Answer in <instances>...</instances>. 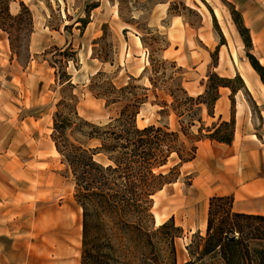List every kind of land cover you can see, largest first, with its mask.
<instances>
[{"label": "rangeland", "instance_id": "rangeland-1", "mask_svg": "<svg viewBox=\"0 0 264 264\" xmlns=\"http://www.w3.org/2000/svg\"><path fill=\"white\" fill-rule=\"evenodd\" d=\"M24 8L31 15V26L23 21L10 36L0 30V140H9L15 131L25 132L23 127L32 130L31 138L23 137L18 144L19 160L30 171L26 177L32 191L43 190L38 198H60L62 206L60 222L41 219L33 241L46 246L61 243V259L72 260L69 264L81 260L82 209L74 198L70 172L51 149L57 104L63 103L59 110L74 123L77 116L105 127L119 118L123 104L138 98L137 128L153 125L183 131L186 137L180 134L179 144L188 151L201 141L217 142L215 137L231 144L234 121L220 122L214 115L222 97L229 100L231 115L235 103L245 107L238 132L242 128L245 135L264 134V106L255 105L239 75L251 66L247 55L253 56L252 45H244L233 21L232 13L238 12L227 0H10L8 4L12 16ZM150 59L166 63L153 72ZM214 74L228 80L227 87L216 88ZM69 78V84L62 85ZM24 119L28 122L22 125ZM70 139L89 149L99 147L97 141L77 135ZM95 160L107 163L102 154ZM175 165L169 160L162 168L170 184L150 198H137L150 215L140 220L137 212V231H154L172 220L179 229L171 231L175 263H196L190 252L198 237L205 236L209 199L219 195L199 180L195 164ZM151 245L137 244V255L132 252L128 264L171 263L166 242L153 240ZM201 263L221 264L209 256L196 264Z\"/></svg>", "mask_w": 264, "mask_h": 264}, {"label": "trees", "instance_id": "trees-1", "mask_svg": "<svg viewBox=\"0 0 264 264\" xmlns=\"http://www.w3.org/2000/svg\"><path fill=\"white\" fill-rule=\"evenodd\" d=\"M9 2L0 0V30L10 36V31H15L23 21L24 25L31 26V15L26 8L25 12L10 15ZM232 15L244 45L249 47L248 30L238 13L233 12ZM247 57L264 84V69L253 56ZM165 63L150 59L153 72L154 68ZM212 78L217 80L216 88L227 87L225 82L228 80L215 74ZM149 81L155 87V83L151 79ZM69 82L70 78L62 85ZM216 100L217 94L213 104ZM139 103L137 98L131 104H123L119 118L105 127L91 125L77 116V123H74L70 116L59 110L63 103L56 105L51 138L73 178L74 198L82 209L80 264H128V256L132 252L137 255V244L153 246V240L166 242L171 254L170 264H176L171 231L179 229L171 220L154 231H137V212L140 220L148 212L137 198H150L170 184L171 179L162 168L169 160L180 167L190 162L197 148L191 147L186 151L183 143L179 144L180 134L186 137L183 131H169L167 127L153 125L137 128L135 118ZM74 135L95 140L99 147L89 149L84 143L72 141L70 138ZM215 140L229 144L227 139L215 137ZM97 154L105 156L107 163L96 161ZM216 214H219V219H215ZM207 215L205 236L198 237V245L190 252L193 259L201 262L209 256L217 258L221 264H264V214L236 213L232 210L231 197L214 196L209 199ZM147 216L150 218L149 214Z\"/></svg>", "mask_w": 264, "mask_h": 264}, {"label": "crops", "instance_id": "crops-1", "mask_svg": "<svg viewBox=\"0 0 264 264\" xmlns=\"http://www.w3.org/2000/svg\"><path fill=\"white\" fill-rule=\"evenodd\" d=\"M227 1L242 16L249 32L252 54L264 69V0ZM239 75L255 105L264 106V84L259 75L249 65L246 73ZM230 109L229 100L221 97L215 105L214 115L220 122L234 121L231 144L201 141L196 157L184 167L195 164L199 180L211 185L213 195L232 198L234 212L264 214V134L245 135L242 128L238 132L236 126L243 121L245 107L242 109L240 103H235L232 115ZM27 122L28 119H24L21 124ZM23 129L25 132H13L9 140H0V264H69L72 260L61 259V243L46 246L33 241L37 239L41 219L52 217L60 222L62 206L60 198H38V192L43 190L32 191L31 181L26 177L30 171L24 169L19 160L18 144L23 137L30 139L33 132ZM51 149L58 154L53 144ZM47 207L50 209L43 211Z\"/></svg>", "mask_w": 264, "mask_h": 264}]
</instances>
